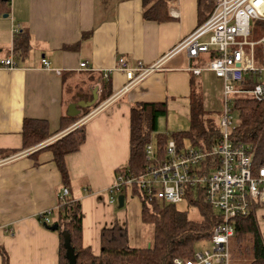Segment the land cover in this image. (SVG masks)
Returning a JSON list of instances; mask_svg holds the SVG:
<instances>
[{
    "label": "crops",
    "instance_id": "obj_1",
    "mask_svg": "<svg viewBox=\"0 0 264 264\" xmlns=\"http://www.w3.org/2000/svg\"><path fill=\"white\" fill-rule=\"evenodd\" d=\"M166 2L169 18L164 22L145 19L141 0H11L9 17L0 16V264L2 253L9 264H59V233L40 217L51 212L49 226L58 223L64 188L81 204L83 245L93 253L101 252L103 230L127 225L125 212L110 204L108 191L129 161L131 110L142 103H165L170 111L183 101L190 118L193 76L183 51L124 94H119L127 84L123 73L113 72L109 82L102 77L121 58L155 64L202 23L200 0ZM17 28L30 36L24 57L14 52ZM10 57L17 65L13 70L1 66ZM84 62L91 70L80 68ZM194 79L205 109L220 108L224 82L209 71ZM214 80L220 86L207 87ZM215 89L218 103L210 95ZM73 104L77 109L70 116ZM27 118L46 121L49 133L30 147L23 141ZM77 130L86 138L78 152L65 158L66 186L47 147ZM256 211L264 238V205Z\"/></svg>",
    "mask_w": 264,
    "mask_h": 264
},
{
    "label": "built area",
    "instance_id": "obj_2",
    "mask_svg": "<svg viewBox=\"0 0 264 264\" xmlns=\"http://www.w3.org/2000/svg\"><path fill=\"white\" fill-rule=\"evenodd\" d=\"M204 1L214 5L209 17L171 53L153 65L121 58L113 69L103 73L104 79L116 71L123 73L127 84L119 94H124L160 70L170 57L185 51L188 72L199 77L209 71L224 82L222 113L217 121L220 139L215 146L179 147L172 140L161 148L154 143L153 135L145 147L143 168L138 173L125 169L108 191L110 204H118L120 195L137 190L146 201L180 205L202 199L212 207L221 218L212 233V249L196 252L190 261L175 259L174 264H232L235 219L264 205V166L256 169L252 148L233 140L240 122L235 110L237 100L246 97L264 102V0ZM258 28L262 37L250 41L257 36ZM19 32L15 29V35ZM210 51L217 57L201 65L200 57ZM42 64L44 68L50 66L46 59ZM1 66L10 70L17 67L13 57L2 60ZM80 68L91 70L87 62ZM56 73L61 75L62 71ZM72 202L69 190L64 188L57 209ZM50 213L40 217L45 225L50 224Z\"/></svg>",
    "mask_w": 264,
    "mask_h": 264
},
{
    "label": "trees",
    "instance_id": "obj_3",
    "mask_svg": "<svg viewBox=\"0 0 264 264\" xmlns=\"http://www.w3.org/2000/svg\"><path fill=\"white\" fill-rule=\"evenodd\" d=\"M145 9V19L149 21H167L168 11L166 0H141ZM201 22H204L213 10V2L200 0ZM11 0H0V16L9 15ZM200 22V23H201ZM262 24V23H261ZM30 36L28 33H18L15 38L14 52L25 56L29 50ZM217 57L210 51L199 59L201 65ZM190 94L189 131H180L173 135L159 134L157 143L164 148L170 141H175L179 147L192 146L212 148L220 139V129L215 118H210L201 94L197 92L199 82L192 75ZM103 81L109 82L111 76ZM248 84H246L247 86ZM106 89V86H105ZM222 102V101H221ZM239 117V126L233 134L237 144L248 145L253 150L256 169L264 166V102L242 97L235 107ZM165 103H142L131 110L130 156L125 169L138 173L144 165L145 147L156 133L158 121L167 115ZM213 113H217L214 111ZM222 113V106L218 115ZM84 114H88L85 111ZM218 116V117H219ZM48 124L38 119H25L23 125V141L25 147L37 145L47 139ZM84 131L77 130L63 139L48 146L54 156L55 163L61 173L63 183L69 184V174L65 163L66 156L79 151L85 141ZM124 169V170H125ZM121 171L125 172V171ZM134 194H138L136 190ZM141 198V195H140ZM143 209L141 218L144 223L153 228V243L146 248L132 246L126 226L115 225L105 229L101 236V252H92L90 247L83 245V212L80 202H72L59 209L60 237L59 264H68L64 247V232H68L71 246L77 255V264H174L175 259L190 261L196 254L195 244L210 241L214 228L220 223V216L201 199L198 202L188 201L186 209H196L200 220L188 217L187 212L177 209L178 205L163 204L158 201H146L141 198ZM257 206L250 215L235 219V236L231 240V255L234 253L242 258H249L247 264H264V238L257 219ZM49 226V225H46ZM3 264H9L7 256L2 253Z\"/></svg>",
    "mask_w": 264,
    "mask_h": 264
},
{
    "label": "rangeland",
    "instance_id": "obj_4",
    "mask_svg": "<svg viewBox=\"0 0 264 264\" xmlns=\"http://www.w3.org/2000/svg\"><path fill=\"white\" fill-rule=\"evenodd\" d=\"M263 35V32L260 28L257 29V36L250 39V41H258ZM206 40V39H204ZM189 75H192L190 72H188ZM264 80V78H263ZM214 86H220V82L218 80H214L213 83L208 82L207 87L213 88ZM197 92L201 94V97L203 99V94L201 92V89L199 90L197 86ZM212 101L218 103L219 101V92L218 90H214L210 93ZM181 101V99H180ZM221 105V100L220 103ZM181 105H178L175 109H170V111L167 112L166 116H163L159 119L156 133L154 134V143H157V137L159 134H165L169 132L170 135H173L175 133H178L180 131H189L191 128L190 118L186 115V112L184 109L187 108V106L183 107L184 103L181 102ZM186 105V104H185ZM205 107V106H204ZM219 108V106H218ZM216 108L217 113H213L212 111H208L209 113H212L213 115L210 116V118H215L216 121H218V112H220L221 107L218 109ZM126 204L123 209H120V211H124L127 219H126V227L128 229L129 233V241L130 244L134 247L138 248H146L150 246L153 243V228L144 223L141 218V213L143 209L141 198L138 194H134L132 192H128L126 196ZM118 207V205H116ZM116 207V208H117ZM186 204H180L177 206L178 210L185 211L188 214V217L193 220H200L201 215L196 209H186ZM212 249V243L210 241H201L197 242L195 244V250L198 252H205L207 250ZM236 251L234 250V253ZM233 251V259L232 264H247L250 260L249 258H242L241 256H238L237 254L234 255Z\"/></svg>",
    "mask_w": 264,
    "mask_h": 264
},
{
    "label": "water",
    "instance_id": "obj_5",
    "mask_svg": "<svg viewBox=\"0 0 264 264\" xmlns=\"http://www.w3.org/2000/svg\"><path fill=\"white\" fill-rule=\"evenodd\" d=\"M9 15H4L3 18H8ZM77 109L76 105H72L70 107L69 115L74 116L75 114H72ZM125 206V197L123 195H120L118 197V208L123 209ZM47 228L51 231H57L59 229V225H53V226H47ZM64 247L66 249V258L68 260V264H77V255L71 246V239L68 232H64Z\"/></svg>",
    "mask_w": 264,
    "mask_h": 264
}]
</instances>
